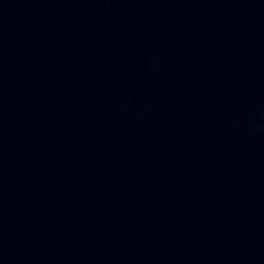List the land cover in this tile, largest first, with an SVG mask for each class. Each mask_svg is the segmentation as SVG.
<instances>
[{"label":"water","instance_id":"obj_1","mask_svg":"<svg viewBox=\"0 0 264 264\" xmlns=\"http://www.w3.org/2000/svg\"><path fill=\"white\" fill-rule=\"evenodd\" d=\"M0 264H264V0H0Z\"/></svg>","mask_w":264,"mask_h":264}]
</instances>
